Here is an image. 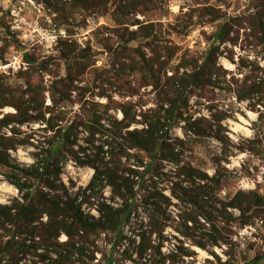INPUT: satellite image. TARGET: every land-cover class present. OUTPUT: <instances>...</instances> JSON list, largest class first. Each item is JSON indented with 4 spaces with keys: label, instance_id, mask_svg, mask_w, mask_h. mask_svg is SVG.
I'll return each mask as SVG.
<instances>
[{
    "label": "rangeland",
    "instance_id": "374dc122",
    "mask_svg": "<svg viewBox=\"0 0 264 264\" xmlns=\"http://www.w3.org/2000/svg\"><path fill=\"white\" fill-rule=\"evenodd\" d=\"M67 2L58 1L64 10L56 12L48 0H0V120L16 114L19 108V119L25 121L0 130V136L14 140L16 149L8 151L14 165L31 167L35 155L50 146L56 130H45L47 123L34 119L45 113L49 119L52 108L55 114L63 111L66 120L61 126L65 129L94 115L102 116V124L108 126L110 118L122 120L123 105L135 109L138 120H143L141 113L157 111L173 96L169 79L178 71L180 75L185 72L187 59L204 61L211 47L218 44L217 31L229 21L234 22L231 38L235 42L222 45L221 67L240 79L250 71L249 64L264 67V46H259L254 36L262 28L252 30L250 24L259 13L263 15L264 0H129L127 4L113 0L105 11L75 9ZM238 68L245 72L240 74ZM69 74L75 80L69 99L55 107L54 99L65 89L61 81ZM187 96L186 117L202 121L205 127L214 128L212 113L231 115L224 127L235 148L219 166L217 159L222 157L223 145L215 138L181 144L186 140L182 121L170 132L175 153L181 154V165L191 164L210 176L218 169H228L230 174L220 193L224 201L240 191L256 193L264 199V105L252 110L248 102L239 103L234 95L220 90H197ZM6 103L14 107L4 106ZM143 126L134 125L132 130ZM76 134L79 138L72 148L64 147L62 141L53 148L68 157L61 179L74 197L88 188L94 175L91 167L79 166L74 158L84 156L90 136L83 128ZM99 145L97 142L95 147ZM89 148L86 154H94L96 150ZM163 166L164 173L176 168L171 159ZM4 172L6 169L0 167V204L10 205L20 196ZM93 197L84 203L83 210L96 219L100 217L97 208L101 203L121 205L120 201L112 203L110 187ZM83 200L85 197H80V202ZM174 202L163 222V236L159 231L149 234L143 210L140 214L145 224L137 232L140 237L131 236L129 226L122 240L97 232L92 236L97 251L90 264H264L262 211L257 210L252 222L243 225L238 219L240 212L228 209L238 221L228 226L227 220L220 219V228L229 231L227 242L204 251L183 235L187 229L181 216L188 210ZM189 227L195 235L210 229L202 218L199 224L190 223ZM145 233L146 246L150 247L141 252ZM66 241L63 234L60 242ZM184 248L192 254H185ZM43 255L39 250L23 264H46L40 257ZM71 261L82 264L76 255Z\"/></svg>",
    "mask_w": 264,
    "mask_h": 264
},
{
    "label": "trees",
    "instance_id": "16d2710c",
    "mask_svg": "<svg viewBox=\"0 0 264 264\" xmlns=\"http://www.w3.org/2000/svg\"><path fill=\"white\" fill-rule=\"evenodd\" d=\"M48 1L56 12H63L64 7L61 8L58 4L62 0ZM65 1L75 9L105 11L113 0ZM123 2L127 4L129 0ZM263 15L259 13L250 23L252 30L262 28L260 34L254 35L259 46H264ZM233 23L229 21L217 31L215 41L218 44L211 47L204 61L195 58L185 61V72L180 75L178 71L169 79L171 89L174 90L173 96L157 111L151 114L141 113L143 120H138L135 109L123 105L122 120L110 118L108 126L102 124V116L94 115L88 121H75L65 129L61 126L66 120L63 111L58 110L55 114V108H49L54 110L53 113L48 112L51 114L49 119H46L45 113L34 120L46 122L45 130H56L55 137L46 151L35 155V163L31 167L14 165L8 154L9 150L16 149L14 140L0 136V167L6 169L3 176L18 190L20 196V199L14 200L10 205L0 204V264H23L39 250L43 251L44 255L40 257L46 264H71L74 255L82 264H90L97 251L92 239L97 232L109 233L116 240H122L125 238V229L129 226L131 236L140 237L137 232L144 228L145 223L140 214L143 210L141 213L145 214V220L148 221L149 234L159 231L160 236H163V222L167 220V211L175 204L174 201L188 210L181 216L187 229L183 235L204 251L227 242L229 231L220 228V219L227 220L228 226L231 222L238 221L228 209L240 212L238 219L243 225L252 222L257 210L264 213V199L256 193L240 191L234 197L222 200L220 193L230 171L222 168L210 176L191 164L181 165V154L175 153L177 148L170 135L172 129L183 121L185 125L182 131L186 140L180 141L181 144L205 138L217 139L223 145L222 157L217 159L220 166L223 157H228L230 149L234 147L224 127V122L231 115L228 112L212 113L214 128L205 127L202 121L186 117L189 106L187 93L220 90L234 95L239 103L248 102L252 110L264 105V67L251 63L247 66L250 71L245 78L240 79L235 75L231 76L219 63L224 55L222 45L235 42L231 38ZM238 69L240 74L245 72ZM61 82L65 89L58 99H54L55 107L69 99L75 80L69 74ZM4 106L13 105L6 103ZM20 112L17 108L16 114H8L0 120V130L15 123H24L19 119L22 114ZM134 125L145 126L132 130ZM80 128L90 136L86 141L88 149H83V157L78 155L74 158L79 166L91 167L94 175L88 188L74 197L61 179L68 157L53 148L61 141L64 147L72 148L78 141L76 133ZM12 130L16 134V130ZM98 135L100 139H96ZM97 142L100 145L95 147ZM89 146L96 150L94 154H86ZM239 148L244 150L241 146ZM170 159L175 161L176 168L170 173H164L163 162ZM166 185L171 187L167 188ZM107 187L111 188L112 203L120 201L121 205L101 203L97 208L100 214L98 219L86 214L83 210L84 203L97 193L102 195ZM82 196L86 201L80 202ZM200 218L210 225V229H202L200 235H195L189 224H199ZM147 233L142 235L141 252L150 247L146 246ZM63 234L67 237L66 242H60ZM182 250L188 256L192 254L185 248Z\"/></svg>",
    "mask_w": 264,
    "mask_h": 264
},
{
    "label": "snow or ice",
    "instance_id": "6c2138e0",
    "mask_svg": "<svg viewBox=\"0 0 264 264\" xmlns=\"http://www.w3.org/2000/svg\"><path fill=\"white\" fill-rule=\"evenodd\" d=\"M178 11V9H176ZM7 111L11 112L13 111L12 109H7ZM253 119H255V117H253ZM248 135H251V133H248Z\"/></svg>",
    "mask_w": 264,
    "mask_h": 264
},
{
    "label": "bare ground",
    "instance_id": "6f19581e",
    "mask_svg": "<svg viewBox=\"0 0 264 264\" xmlns=\"http://www.w3.org/2000/svg\"><path fill=\"white\" fill-rule=\"evenodd\" d=\"M240 129V128H239Z\"/></svg>",
    "mask_w": 264,
    "mask_h": 264
}]
</instances>
